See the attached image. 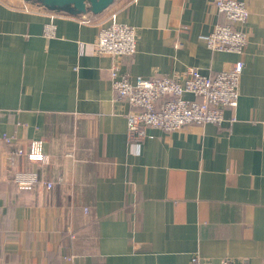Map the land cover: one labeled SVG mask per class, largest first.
<instances>
[{
  "label": "crops",
  "instance_id": "crops-1",
  "mask_svg": "<svg viewBox=\"0 0 264 264\" xmlns=\"http://www.w3.org/2000/svg\"><path fill=\"white\" fill-rule=\"evenodd\" d=\"M243 1L239 55L205 43L228 21L208 0H116L99 15L0 0V264H264V0ZM113 10L136 27L122 73L182 79L243 59L237 108L220 125L131 140L116 59L95 47ZM34 139L47 163L15 153Z\"/></svg>",
  "mask_w": 264,
  "mask_h": 264
},
{
  "label": "built area",
  "instance_id": "built-area-1",
  "mask_svg": "<svg viewBox=\"0 0 264 264\" xmlns=\"http://www.w3.org/2000/svg\"><path fill=\"white\" fill-rule=\"evenodd\" d=\"M226 19L203 36L207 46L214 51L234 52L243 55L249 38L245 30L237 27L247 22L250 10L243 0H208ZM117 11L109 12L106 23L98 33L95 47L99 54L116 59L111 67V79L118 98L126 101L130 111L126 114L128 136L131 140L141 141L152 137L148 130L152 128L173 132L190 124H222L226 120V111L235 110L240 97V80L244 69V60L239 59L228 69L215 75L203 74L198 68L189 67L185 77L163 75L152 78L137 76L131 80L129 75L120 71L117 60L130 56L137 51L136 27L118 19ZM56 25L53 20L45 26V34L53 36ZM232 121L235 116H232ZM8 143H14L12 136L4 135ZM15 153L26 155L29 161L47 163L43 142L30 141L28 150L17 148ZM37 174L18 178L21 188H28L39 181ZM47 188L51 182L45 183ZM193 264H211L195 261ZM218 264H233L223 258Z\"/></svg>",
  "mask_w": 264,
  "mask_h": 264
},
{
  "label": "water",
  "instance_id": "water-1",
  "mask_svg": "<svg viewBox=\"0 0 264 264\" xmlns=\"http://www.w3.org/2000/svg\"><path fill=\"white\" fill-rule=\"evenodd\" d=\"M49 10L64 11L71 14L99 15L106 11L116 0H26Z\"/></svg>",
  "mask_w": 264,
  "mask_h": 264
}]
</instances>
